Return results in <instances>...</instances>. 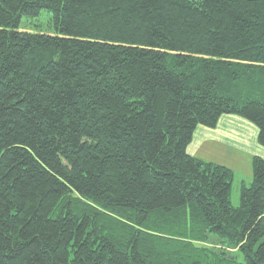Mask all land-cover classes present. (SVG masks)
Returning a JSON list of instances; mask_svg holds the SVG:
<instances>
[{"label":"trees","instance_id":"16d2710c","mask_svg":"<svg viewBox=\"0 0 264 264\" xmlns=\"http://www.w3.org/2000/svg\"><path fill=\"white\" fill-rule=\"evenodd\" d=\"M46 11L52 33L21 27ZM264 0H0V264H264Z\"/></svg>","mask_w":264,"mask_h":264},{"label":"crops","instance_id":"0c3cea01","mask_svg":"<svg viewBox=\"0 0 264 264\" xmlns=\"http://www.w3.org/2000/svg\"><path fill=\"white\" fill-rule=\"evenodd\" d=\"M247 131L250 132L253 142V138L254 136H256V133L258 137V130L252 124L236 116H225L221 119L216 130H210L203 127L197 129L193 139V143L188 147V153L189 155L193 157L197 156V158L199 157V159H202L204 161L223 165L232 169L236 174L235 182L238 177L242 175V181L237 182V191L240 193L242 185L250 184L253 181V171L251 165L252 159L255 156L264 158V148L260 147L257 142V138L256 146L259 147L257 149L255 148V145H253L251 140L247 141ZM244 134L246 138L243 139V144L237 142V140H241L240 135ZM207 147H213V149L215 148L217 150V156L215 158H212L210 156L203 158L196 155V152L198 150H206L207 152L211 153L210 149ZM245 158L249 159L247 170L244 166ZM240 168H243L245 173H238V170ZM236 200H238V196Z\"/></svg>","mask_w":264,"mask_h":264},{"label":"rangeland","instance_id":"374dc122","mask_svg":"<svg viewBox=\"0 0 264 264\" xmlns=\"http://www.w3.org/2000/svg\"><path fill=\"white\" fill-rule=\"evenodd\" d=\"M21 27L25 31H33L34 33H37V32H40V33H52L53 32V28L51 27V17H50V14L48 12H46V11L41 12V14L38 17H31V18H26L25 17V18H23L22 19V23H21ZM247 135H248L247 141L251 140V142H252L251 134H250L249 131H247ZM255 135L256 136H254L252 143H253V145H255V148L257 149V148H259V147L256 146V138H257V142H258L257 133ZM240 137H241V140L240 141L237 140V142L242 143L243 139H245L246 136L244 134V135H240ZM207 148L210 149V152L212 154L207 152L206 150L205 151L198 150L196 152V155H198L200 157H203V158L209 157V156L212 157V158H215L217 156V150L215 148L213 149V147H207ZM248 161H249L248 158L244 159V163H245L244 166H245L246 170L248 169V167H247ZM240 172H241V174H243V172L245 173L243 168H240L238 170V173H240ZM241 177H242V175L240 177H238V179L236 180V182L234 184V187L232 189L231 201H232L233 205L236 206V207L239 206V204H240V193L237 191V182H241L242 181ZM250 184H246V185H250ZM237 192H238V194H237ZM237 196H238V200H236Z\"/></svg>","mask_w":264,"mask_h":264}]
</instances>
